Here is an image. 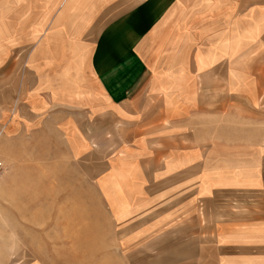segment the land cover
<instances>
[{"label": "crops", "instance_id": "0c3cea01", "mask_svg": "<svg viewBox=\"0 0 264 264\" xmlns=\"http://www.w3.org/2000/svg\"><path fill=\"white\" fill-rule=\"evenodd\" d=\"M228 2L0 0V51L31 36L27 62L75 83L64 128L103 158L98 187L144 264H264V121L243 88L264 25L225 19Z\"/></svg>", "mask_w": 264, "mask_h": 264}, {"label": "rangeland", "instance_id": "374dc122", "mask_svg": "<svg viewBox=\"0 0 264 264\" xmlns=\"http://www.w3.org/2000/svg\"><path fill=\"white\" fill-rule=\"evenodd\" d=\"M226 6L224 18L264 25V0ZM25 40L20 51L18 40L0 51V264H144L147 245L127 241L98 187L103 158L64 128L76 118L64 102L75 83L62 81L63 64L53 62L50 74L46 62H27L31 36ZM248 63L244 91L261 97L250 117L264 121V62Z\"/></svg>", "mask_w": 264, "mask_h": 264}]
</instances>
